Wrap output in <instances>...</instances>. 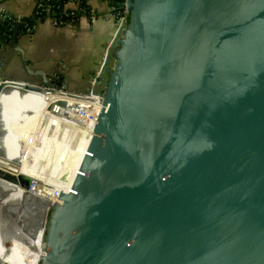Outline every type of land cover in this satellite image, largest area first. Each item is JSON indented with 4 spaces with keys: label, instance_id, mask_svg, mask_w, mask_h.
<instances>
[{
    "label": "water",
    "instance_id": "obj_1",
    "mask_svg": "<svg viewBox=\"0 0 264 264\" xmlns=\"http://www.w3.org/2000/svg\"><path fill=\"white\" fill-rule=\"evenodd\" d=\"M126 1L39 264H264V0ZM20 26L10 43L36 79L1 74L5 90L75 95L34 66Z\"/></svg>",
    "mask_w": 264,
    "mask_h": 264
},
{
    "label": "crops",
    "instance_id": "obj_2",
    "mask_svg": "<svg viewBox=\"0 0 264 264\" xmlns=\"http://www.w3.org/2000/svg\"><path fill=\"white\" fill-rule=\"evenodd\" d=\"M39 1L0 0V4L11 13L23 18L29 17L34 13ZM80 3H85L87 8L81 12L79 20L76 23L54 25L50 18H44L36 23L32 32L20 30L19 41L26 49V55L34 63L35 67L44 68L52 79H58L57 75H61L62 82L67 86L69 91L76 92L77 94L95 95L90 90L96 85L99 87L103 85V81L98 77V74L108 46L118 29L116 21L109 18L108 0H67L65 7L77 9ZM93 14L96 16L94 19L91 18ZM0 60L3 75L11 78L35 79L25 73L18 53H14L9 41H0ZM112 63L113 57L109 60V64ZM27 97L24 98L17 95L5 96L2 90H0V124L3 125L1 129L2 132L7 130L10 138H13L15 132H19V129L20 132L22 131L25 118L27 117L25 116V112H27V106L30 107L29 103H27L30 102ZM67 98L70 100L75 99L74 97ZM59 99L61 98H54L46 106L44 109L45 115L51 113L59 114L56 110L58 107L56 106V101ZM37 133L40 142H42L43 137L47 138V134L44 135L41 132L40 125L38 126ZM82 133L83 131L81 133L78 132L77 138L81 139ZM75 137H71L70 148L79 141L78 139L76 142L74 140ZM36 149L32 150L25 173L30 174L33 179L37 180V171L33 163L37 157ZM3 171L7 172L4 169ZM47 171L56 174L52 169H47ZM48 175L49 177L39 174V178L46 179L50 183L55 178V175ZM1 180L3 183V179ZM4 184L5 186L7 185L6 183ZM25 199L26 197H24ZM4 221H0V259L7 264H39L42 247L40 244H34L35 240L33 243L24 241L26 244H22V246L13 245L7 248L5 237H8L12 232L17 233V230L10 225L11 222L4 225ZM11 239L13 238H10V241L14 242Z\"/></svg>",
    "mask_w": 264,
    "mask_h": 264
},
{
    "label": "bare ground",
    "instance_id": "obj_3",
    "mask_svg": "<svg viewBox=\"0 0 264 264\" xmlns=\"http://www.w3.org/2000/svg\"><path fill=\"white\" fill-rule=\"evenodd\" d=\"M12 84H9L10 86L6 87L7 89L5 90L4 85L6 84L3 82V79L0 76V90H2V93L5 96L17 95L24 98L29 96L27 97V99L31 100V97H34V101L27 102L29 103L30 107L27 106V112H25V116L27 117L25 118V122L21 132L19 129V132H15L14 137L10 138L8 136V131L5 130L4 132H2V129L0 128V143L2 146V148L0 147V169L7 170V173L14 175L16 178L20 177V175H25L33 179L30 174L28 175L25 173V170L27 168L30 156L32 155V150L34 151L35 148H37V157L33 162L35 170L37 171V180L33 179V181L36 186L35 189L37 193H39L44 198V205L42 208L43 211L38 222L39 225L36 231L33 233V236L31 235L32 238L26 237V239L23 236L22 237L27 241L32 240V243L35 240L34 244L37 245H39L40 241H42L41 247L44 250L45 242L43 236L45 235L44 232L46 225V212L49 210L52 202H60V196L64 190L69 157L72 150L78 143L77 140L79 139V137L77 138V133H81L82 131L84 133L93 119V117L90 118L87 115L76 112L74 108L70 107V103L79 102L84 106H88L89 102L93 100V102H96L97 112L101 104L103 103V97L96 94L84 95L75 93V95H69L68 92L64 89L52 90L45 87L42 90H34L26 88V82H15ZM56 97L67 99L68 104L62 106L58 104L57 100L56 106L58 107L56 110L60 115L55 113L45 115L44 109ZM67 97H74L75 99L70 100ZM39 125L41 126V132L44 135L47 134L48 138L47 139L43 137L42 142H40V138L37 137V129ZM72 136H76L74 140L77 143L73 144V146L70 148L69 145L71 144ZM63 142H65L66 144H64ZM58 143H60L61 146L58 145ZM44 156L47 157L45 160ZM47 169L54 170L56 174L48 172ZM39 174L45 175L47 177H49L48 174L55 175L54 179L57 184L49 187L44 186L48 182L46 181V179H40ZM1 179H3V183L7 184V187L15 189L17 191V194H19L20 192V186L24 188V193L27 196L24 200V204H26L28 200L31 199L32 196L28 194V190L24 186L20 185V183H16V181L12 182L13 180L9 181L8 179H6V177H3V175H0V182L2 181ZM4 202V204L0 202V221L5 220L4 225H6L8 224V222H11V217H13L14 214L19 210L20 205L18 206V203H20V195L19 198L17 197V195L8 197ZM5 216L6 219L4 218ZM17 236H19L18 233L12 232L8 237H5L7 248H10L12 246L10 238H15ZM17 241L18 240H16L13 245H17ZM22 243L26 244L24 241H22ZM42 249L40 259L43 254Z\"/></svg>",
    "mask_w": 264,
    "mask_h": 264
},
{
    "label": "built area",
    "instance_id": "obj_4",
    "mask_svg": "<svg viewBox=\"0 0 264 264\" xmlns=\"http://www.w3.org/2000/svg\"><path fill=\"white\" fill-rule=\"evenodd\" d=\"M109 1V18H112L116 21L117 29H119L122 26H125L129 20L130 12L128 9L127 1H121V2H113L111 0ZM39 13H45L44 18H50L52 20V23L54 25H64L67 23H76L79 20L80 15L77 14V9L74 8H66L63 6L61 10V14H55L54 11H52V8L49 5H45L43 2H39L36 6ZM96 16L93 14L91 18H95ZM43 18V19H44ZM6 19H15L16 21H20L21 17L18 15H15L8 11L4 6L0 4V20H6ZM42 18L37 19L35 23L30 25L29 23L26 24V32H32L33 29L36 26V23H38ZM1 60H0V76H1ZM63 89V88H59ZM91 91V90H90ZM89 91V92H90ZM92 92V91H91ZM97 95V94H96ZM70 107L74 108L76 112L84 115H91V117H94L96 114V102H89L88 106H84L79 102H71ZM88 116V115H87ZM36 186L34 184V181L32 179L31 184L28 188V194H32L33 196L40 195L36 191Z\"/></svg>",
    "mask_w": 264,
    "mask_h": 264
},
{
    "label": "rangeland",
    "instance_id": "obj_5",
    "mask_svg": "<svg viewBox=\"0 0 264 264\" xmlns=\"http://www.w3.org/2000/svg\"><path fill=\"white\" fill-rule=\"evenodd\" d=\"M93 19V18H92ZM1 74H2V70H1ZM58 76V85H60L61 87L62 86H65V84L62 82V76L61 75H57ZM60 76V77H59ZM36 79V78H35ZM67 87V86H66ZM68 89V88H67ZM69 90V89H68ZM29 101H34V97L32 98L31 97V100H29ZM88 115V117H90L91 118V115H89V114H87ZM1 126L3 127V125H1L0 124V128H1ZM64 144H66L65 142H63ZM1 144V143H0ZM57 144V143H56ZM58 145H60L61 146V144L60 143H58ZM56 147V146H55ZM1 148H2V146H1ZM52 148V147H51ZM53 149V148H52ZM56 155V154H55ZM47 157H45L44 156V160L46 159ZM6 179H8V178H6ZM31 179V178H30ZM9 181H12V180H10V179H8ZM12 182H15V181H12ZM31 182H32V179H31ZM17 183V182H16ZM5 190H6V193H5ZM0 193H4V194H6L7 195V197H11V196H13V195H16L17 194V191L15 190V189H12V188H9V187H7V185L5 186V184L3 183V185L0 183ZM25 194V193H24ZM49 199V198H48ZM3 200H4V198L2 199V201H1V199H0V202H2L3 203ZM49 201H51V200H49ZM53 203V202H52ZM43 205H44V198L41 196V195H38V197L37 196H33L32 195V197H31V199H29L28 200V202L26 203V204H24V205H22V206H20V211H21V217H23V219H24V222H23V226H21V225H19L20 226V228H19V226L17 225V222L15 223L14 222V217L13 218H11V223H10V225H12L13 226V228H15L16 230H17V233H18V235L19 236H17L16 238H13V239H11L12 241H16V240H18L17 241V245L18 246H22V244H24V243H22V240L23 241H26V242H28L27 240H25L24 238H26V236H28L29 234H31L32 233V229H31V227H33V226H35V224L36 223H38L39 222V220H40V218H41V215H42V208H43ZM52 206V205H51ZM49 207V210L46 212V216H45V220H46V225H45V232H44V234H46V230H47V225H48V223H49V220H50V214H51V211H52V207ZM37 225V224H36ZM20 231V232H19ZM23 233V234H22ZM24 238H23V237ZM29 236H31V235H29ZM33 236V235H32ZM45 236V235H44ZM44 236H43V238H44ZM32 238V237H31ZM27 239V238H26ZM43 240V239H42ZM31 242H32V240H30ZM14 242H12V246H13V243ZM42 241H40V246H42Z\"/></svg>",
    "mask_w": 264,
    "mask_h": 264
},
{
    "label": "trees",
    "instance_id": "obj_6",
    "mask_svg": "<svg viewBox=\"0 0 264 264\" xmlns=\"http://www.w3.org/2000/svg\"><path fill=\"white\" fill-rule=\"evenodd\" d=\"M67 0H40L39 2H43L46 6L49 5L51 8H52V11H54L55 14H61V8L63 6H65V2ZM113 2H121V1H124V0H111ZM87 8L86 4L85 3H80V6L79 8H77V14H81L82 11H84L85 9ZM45 16V13H39L38 12V9L36 8V10L34 11V13L29 16V17H23L21 18L20 20V30H23L25 31L26 30V24L29 23L30 25H32L33 23L36 22L37 19H40V18H44ZM16 22L15 19H6V20H0V33L2 34V37H1V41H9L10 42V36H11V33H12V29H13V26H14V23ZM23 222H21V226ZM37 224V225H36ZM35 226L31 227L32 229V233L29 234V235H33V233L36 231L37 227H38V223H36ZM23 234V233H22ZM26 236V237H32V236Z\"/></svg>",
    "mask_w": 264,
    "mask_h": 264
},
{
    "label": "flooded vegetation",
    "instance_id": "obj_7",
    "mask_svg": "<svg viewBox=\"0 0 264 264\" xmlns=\"http://www.w3.org/2000/svg\"><path fill=\"white\" fill-rule=\"evenodd\" d=\"M57 183H56V181H55V179H53L50 183H48L46 186L47 187H49V186H52V185H56ZM2 185H3V183H2ZM5 193H6V190H5ZM24 193V188L23 187H21L20 186V192H19V194H16L17 195V197L19 198V195H20V203H18V206L20 205H23V203H24V197H27L26 196V194H23ZM1 194V197H0V199L2 200L3 198H4V200H3V202L5 201V199L6 198H8L7 197V195L6 194H2V193H0ZM19 202V201H18ZM10 212V211H9ZM21 211H20V208H19V210L14 214V222L16 223L17 222V225L19 226L20 224H21V222H24V219H23V217H21ZM5 219H6V216L4 217ZM13 218V217H12ZM19 228H20V226H19ZM20 232V231H19Z\"/></svg>",
    "mask_w": 264,
    "mask_h": 264
}]
</instances>
